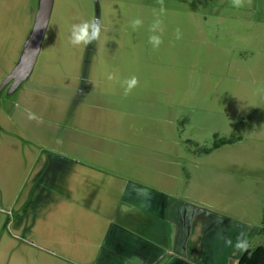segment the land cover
Segmentation results:
<instances>
[{"label":"rangeland","instance_id":"obj_1","mask_svg":"<svg viewBox=\"0 0 264 264\" xmlns=\"http://www.w3.org/2000/svg\"><path fill=\"white\" fill-rule=\"evenodd\" d=\"M34 1L0 0V87ZM95 1L54 0L31 74L0 92V264H112L97 241L64 249L52 239L65 236L56 223L33 230L19 202L38 181L35 167L90 162L97 146L104 172L121 180L118 218L155 200L159 188L147 181L169 180L162 223L153 221L166 242L145 264H237L240 233L250 249L264 243V0L239 9L231 0H164L158 49L148 42L158 0ZM94 18L101 38L72 47L70 26ZM132 76L138 84L125 96ZM214 136L232 142L215 148Z\"/></svg>","mask_w":264,"mask_h":264},{"label":"crops","instance_id":"obj_2","mask_svg":"<svg viewBox=\"0 0 264 264\" xmlns=\"http://www.w3.org/2000/svg\"><path fill=\"white\" fill-rule=\"evenodd\" d=\"M35 7L36 0L31 8L32 18ZM90 153L95 156V160L87 163L71 159L35 167V171H40L38 181L25 194L26 198L19 201L23 210L30 216L29 224H33V230L39 228L38 223L46 226L47 229L54 223L58 224L52 228H57L56 231L63 230L65 236L63 239L56 237L52 239L62 240L64 249H68L70 245L76 246L79 250L87 249L93 247L97 241V245L106 254V262L147 263L148 258L154 254L152 250L158 248L155 244L162 245L166 242V237L163 236L164 229L153 221L161 219L162 223L169 195V180H144L150 184L154 183L155 188H159L152 192L155 200L151 196L146 205L136 203L137 206L132 209L133 212L127 210V216L118 218L114 211L117 205L115 194H117L116 182L121 180L109 171L104 172L106 165L99 161V156L103 155V148L97 146L92 148ZM109 166L114 169L115 165ZM135 166L133 165L132 169H135ZM36 176L37 174L32 180ZM145 194L140 196L145 197ZM148 194L151 195V193ZM130 198L131 196L125 200L128 202L126 204L135 201H131ZM154 203L155 207L152 208ZM148 219L150 222H147ZM10 224L7 225V229L11 226ZM21 243L26 247L34 246L33 242L27 240ZM259 246L262 245L256 247ZM243 252L244 250L239 255L237 263ZM93 255L94 252L89 254V256ZM138 259L143 261H134ZM19 264H22V260Z\"/></svg>","mask_w":264,"mask_h":264},{"label":"clouds","instance_id":"obj_3","mask_svg":"<svg viewBox=\"0 0 264 264\" xmlns=\"http://www.w3.org/2000/svg\"><path fill=\"white\" fill-rule=\"evenodd\" d=\"M248 3L251 2V0H247ZM158 3L160 5L159 14H155V18L153 22L150 25L149 31L152 33L149 38L148 42L152 45L154 49H158L160 45L163 43L162 35L164 32L163 28V20L160 18V15H162L165 11L164 9V0H158ZM231 4L234 8H242L245 6V0H231ZM143 25V21L139 18L134 19L131 22V27L133 30L138 29ZM176 39L179 40L181 38V30L179 27L175 30ZM101 38V23L100 20L97 18H94L92 20H86L79 24H72L70 26V34L68 37V43L72 47H78L81 45L88 46L92 44L95 41H98ZM33 51H36L35 49ZM107 79L109 81H118V76L109 73L107 75ZM138 84V78L136 76H132L122 82V86L124 87V95L128 96L129 93L132 91L134 87H136ZM34 118L30 115L29 117ZM225 243L228 245L232 244L231 239H225ZM247 241L244 238V233H240L236 238V243L234 245L235 248L238 250H246Z\"/></svg>","mask_w":264,"mask_h":264},{"label":"water","instance_id":"obj_4","mask_svg":"<svg viewBox=\"0 0 264 264\" xmlns=\"http://www.w3.org/2000/svg\"><path fill=\"white\" fill-rule=\"evenodd\" d=\"M53 3L54 0H36L32 22L19 57L10 73L4 79L0 92L8 85L10 88L9 94L14 93L31 74L47 30ZM34 49L36 51H33Z\"/></svg>","mask_w":264,"mask_h":264},{"label":"trees","instance_id":"obj_5","mask_svg":"<svg viewBox=\"0 0 264 264\" xmlns=\"http://www.w3.org/2000/svg\"><path fill=\"white\" fill-rule=\"evenodd\" d=\"M232 142V139L218 138L214 136L213 146L218 147ZM237 264H264V244L255 249L247 248L240 256Z\"/></svg>","mask_w":264,"mask_h":264},{"label":"flooded vegetation","instance_id":"obj_6","mask_svg":"<svg viewBox=\"0 0 264 264\" xmlns=\"http://www.w3.org/2000/svg\"><path fill=\"white\" fill-rule=\"evenodd\" d=\"M6 87H8V85H7V86H5V88H6ZM5 88H4V89H5ZM2 91H3V90H2Z\"/></svg>","mask_w":264,"mask_h":264}]
</instances>
